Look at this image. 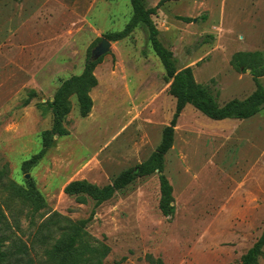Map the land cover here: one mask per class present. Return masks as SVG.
<instances>
[{"label": "rangeland", "instance_id": "obj_1", "mask_svg": "<svg viewBox=\"0 0 264 264\" xmlns=\"http://www.w3.org/2000/svg\"><path fill=\"white\" fill-rule=\"evenodd\" d=\"M159 2L146 0L149 7ZM131 15L130 0H0V167L7 165L18 184L33 179L47 204L40 212L77 220L93 210L86 230L109 245L105 264H242L264 226V109L242 120H214L191 105L183 108L164 155L171 217L159 211L156 172L97 206L63 192L71 180L104 185L135 168L155 150L173 115L170 81L144 26L107 39L102 52L104 34L122 30ZM152 19L176 66L191 67L219 105L254 90L249 70H237L231 59L239 51L264 53V0H162ZM100 55L90 113L80 116L71 96L68 134L22 170L52 123L51 112L38 104L79 74L88 56ZM259 81L264 86V75ZM6 194L0 192V203L10 225L30 242L38 213ZM34 248L30 254L38 256ZM262 252L258 264H264Z\"/></svg>", "mask_w": 264, "mask_h": 264}, {"label": "trees", "instance_id": "obj_2", "mask_svg": "<svg viewBox=\"0 0 264 264\" xmlns=\"http://www.w3.org/2000/svg\"><path fill=\"white\" fill-rule=\"evenodd\" d=\"M147 6L146 0H130L132 15L120 31L104 34L108 40H120L127 37L133 29L142 25L148 32V41L163 65L165 76L170 81L168 93L175 99V109L169 123L163 128L162 136L155 150L133 169L119 173L110 183L97 185L86 179L69 181L63 192L73 196L77 202L86 203L89 199L97 206L109 200L114 194L131 183L135 178L158 173L159 200L158 208L162 215L171 217L174 214L172 185L164 174V155L173 143L174 128L177 119L186 105L214 119H246L264 109V86L259 78L264 75V53L259 50L239 51L232 55V65L237 70H249L255 83L254 90L244 98H232L219 105L211 86L196 82L191 67L178 68L172 51L164 46L158 38V29L152 19L158 5ZM189 21V18H185ZM103 59V55L92 59L88 56L82 71L61 81L51 99L40 102L42 111H50L52 123L50 128L40 134L41 147L29 159L23 161L22 170L27 171L35 165L54 144L55 137L68 134L65 120L71 110V96H75L78 113L87 116L92 108L90 91L97 85L94 69ZM30 96L33 90H30ZM28 99L26 100V103ZM0 192L7 193L6 200L19 201L29 208L31 215L38 213L40 221L32 233L30 242L24 240L11 227L2 204L0 203V264H105L110 247L104 241L91 236L86 230V219L72 220L57 211L40 212L47 204L35 186L32 178L25 185L8 178L7 165L0 167ZM16 229H19L16 224ZM34 244H38V256ZM264 247V226L255 242L242 255V264H258L257 258L262 255ZM35 256V257H34ZM153 262L151 256H147ZM156 264H161L157 259Z\"/></svg>", "mask_w": 264, "mask_h": 264}, {"label": "water", "instance_id": "obj_3", "mask_svg": "<svg viewBox=\"0 0 264 264\" xmlns=\"http://www.w3.org/2000/svg\"><path fill=\"white\" fill-rule=\"evenodd\" d=\"M108 45H109V41L107 39H103V41L101 43L102 52L106 51Z\"/></svg>", "mask_w": 264, "mask_h": 264}]
</instances>
